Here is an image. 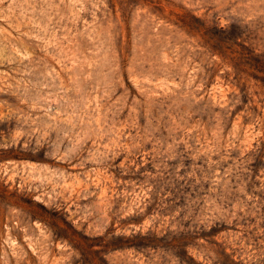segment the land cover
<instances>
[{
    "label": "rangeland",
    "instance_id": "1",
    "mask_svg": "<svg viewBox=\"0 0 264 264\" xmlns=\"http://www.w3.org/2000/svg\"><path fill=\"white\" fill-rule=\"evenodd\" d=\"M0 264H264V0H0Z\"/></svg>",
    "mask_w": 264,
    "mask_h": 264
}]
</instances>
